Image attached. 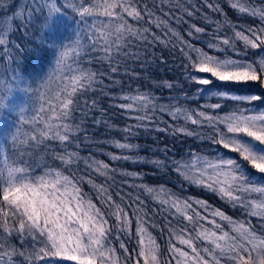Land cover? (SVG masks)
Wrapping results in <instances>:
<instances>
[{"label": "snow or ice", "instance_id": "1", "mask_svg": "<svg viewBox=\"0 0 264 264\" xmlns=\"http://www.w3.org/2000/svg\"><path fill=\"white\" fill-rule=\"evenodd\" d=\"M228 6L252 24H232L218 0H202L201 8L223 22L206 11L203 18L214 28L192 23L184 34L172 23H187L184 17L199 9L182 0H154L151 8L143 0H25L11 15L0 0V60L6 61L0 71V264H17L19 257L27 264H264V0H228ZM21 30L31 36V48L16 42ZM156 44L181 56L185 100L211 102L162 104L139 83L115 79L120 94L105 91L111 77L93 71L94 62L116 74L122 59L139 58L133 47L147 51ZM22 53L31 59L22 63ZM89 93L108 97L113 110L133 121L117 129L121 138L109 143L119 153L107 152V162L81 155L90 139L82 125L97 108ZM142 130L200 144L180 155H169L167 143L142 149L132 142ZM122 161L174 173L181 189L213 193L240 216L166 185L136 183L143 174L113 166ZM147 199L164 216L167 257L144 210ZM25 238L30 250L11 243Z\"/></svg>", "mask_w": 264, "mask_h": 264}, {"label": "trees", "instance_id": "2", "mask_svg": "<svg viewBox=\"0 0 264 264\" xmlns=\"http://www.w3.org/2000/svg\"><path fill=\"white\" fill-rule=\"evenodd\" d=\"M144 3H147L151 8L154 0H143ZM158 3V0H156ZM184 3H190L195 5L199 12L193 15L191 18L185 16L184 20L187 23H172V27L182 34L186 33L188 30V25L195 23L197 26H205L209 28H214V25H209L208 22L203 18V14L207 11L209 17L212 20H220L223 22L224 17L219 14H214L210 10L201 8L202 0H182ZM221 4V7L224 8L225 12L228 14V19L232 24H239L241 27L252 24V18L247 17L235 10L231 9L228 6V0H218ZM257 5H259L260 0H256ZM25 0H6L8 6V15L12 14L13 6L18 8L20 5H23ZM167 11V8H165ZM5 12L4 7H0V19H3V13ZM181 15V13H177ZM131 22V21H130ZM171 23V22H170ZM147 26V25H144ZM40 23H36V28H33L32 31L35 32L39 29ZM153 31H156L159 35V30L153 28ZM230 34V33H229ZM16 42L20 43L22 47L31 48L32 45L28 43L31 36H25L23 30L15 33ZM186 39H190L185 35ZM133 53H138L139 58H127L121 60V66L118 73L112 74L108 72L107 64L103 65L98 63H93L92 70L105 73L106 76H110L111 79H104V84L107 85L105 91H109L112 95H119V91L112 85V79L121 80L126 85L131 84L133 87L137 86L139 83L142 86V89H148L153 92L157 97L160 98V103L168 104L174 102L176 98H179L181 104L184 107L196 108L199 104H204L211 102L205 97L202 100H196L192 102V99L185 100L184 92L180 89L183 87L187 90L189 87L185 85L183 77L181 75V56L176 49L171 47H165L162 44H156L154 47H148L147 51H144L142 46L133 47L131 50ZM25 57L31 59L28 53L21 54V62L23 63ZM35 62V61H33ZM6 61L0 60V71L3 70ZM36 67L39 68L40 64L37 63ZM136 73L141 78L139 81L132 75ZM164 82H171L176 87L173 90H169L166 87H162ZM161 85V87H157ZM127 90V89H125ZM194 96L195 94H190ZM89 100L95 99L97 101V108L92 109L87 118L85 119L82 127L86 128V135L90 138L86 143L81 145V155L87 156L89 152L96 155V158L103 159L106 162L108 161L107 152L119 153L118 149H115L110 141L114 139H120L121 133L117 131L118 128H123L125 123H133V121L126 120L118 112L113 110L110 105L114 103L108 97L100 93H89L86 97ZM106 110V111H104ZM264 110V108L259 109ZM163 121H167L169 124L172 123L171 119L167 115L159 117ZM93 119L101 121L99 125L93 124ZM105 121L107 123H105ZM110 125H115L116 127H110ZM163 123L159 124V127H164ZM133 143H138L142 149H162L167 143L171 148L169 155L176 153L178 155L183 154L187 148L194 147L195 144H200V141H193L192 138H174L168 133H161L157 131H140L138 136L132 139ZM104 153V154H102ZM141 155H147L149 159L153 158H163V154L157 152L155 156L151 152H141ZM114 167H118L124 170L137 171L143 174V180L135 181L136 183H147L151 186L155 185H166L169 189L174 191L177 195L182 197H192L194 199H206L210 205L213 207H218L221 210L225 211L227 214L232 215L234 218H239L240 213L237 209L232 208L230 205L226 204L224 201H221L213 193H210L204 189L194 187V186H185L184 189L179 187L180 181L178 177L169 171L155 169L153 165H143V164H133L129 162H114ZM117 181L126 179L120 176L116 177ZM85 190L88 191V187L85 186ZM125 191H131L133 196L140 194L139 190L133 191L132 189L125 188ZM144 199V196L141 197ZM158 206L154 204L151 199L146 200V208L144 209L148 212V215L153 218L154 223L156 224L155 229H151L153 234L156 236L158 243L161 245V250L163 256L167 257V230L163 214L154 213L152 209L157 208ZM132 215V212L129 213ZM253 223H257L255 220ZM161 228H165L163 233L160 232ZM123 238V237H122ZM127 242V241H126ZM11 243L20 251L30 250V243L28 238H25L23 241L13 239ZM23 244V248H21ZM17 264H27V261L24 257H19L17 259Z\"/></svg>", "mask_w": 264, "mask_h": 264}]
</instances>
